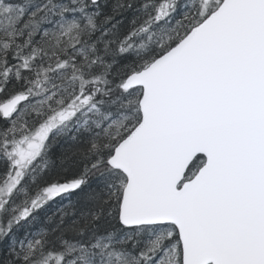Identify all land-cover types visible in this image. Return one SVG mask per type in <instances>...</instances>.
Instances as JSON below:
<instances>
[{
    "label": "snow or ice",
    "instance_id": "1",
    "mask_svg": "<svg viewBox=\"0 0 264 264\" xmlns=\"http://www.w3.org/2000/svg\"><path fill=\"white\" fill-rule=\"evenodd\" d=\"M0 264H264V0H0Z\"/></svg>",
    "mask_w": 264,
    "mask_h": 264
}]
</instances>
